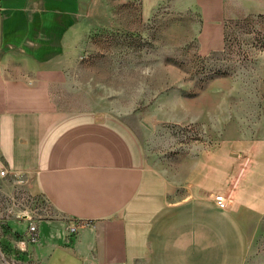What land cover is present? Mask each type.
Instances as JSON below:
<instances>
[{
    "label": "crops",
    "instance_id": "obj_1",
    "mask_svg": "<svg viewBox=\"0 0 264 264\" xmlns=\"http://www.w3.org/2000/svg\"><path fill=\"white\" fill-rule=\"evenodd\" d=\"M251 1L187 2L203 54L224 49L229 5ZM98 8L99 0H0V158L54 213L37 222V244L28 228L18 233V255L37 264H244L247 232L264 216V140L190 156L180 197L178 181L148 166L125 118L60 109L69 50L85 12ZM70 224L77 235L68 236Z\"/></svg>",
    "mask_w": 264,
    "mask_h": 264
},
{
    "label": "rangeland",
    "instance_id": "obj_2",
    "mask_svg": "<svg viewBox=\"0 0 264 264\" xmlns=\"http://www.w3.org/2000/svg\"><path fill=\"white\" fill-rule=\"evenodd\" d=\"M188 1L99 0L84 14L58 98L62 111L129 121L148 166L178 181L180 197L190 156L264 140V0L229 5L225 47L209 54ZM52 215L26 182L0 177V264H37L18 255V233ZM247 233L244 264H264V216Z\"/></svg>",
    "mask_w": 264,
    "mask_h": 264
},
{
    "label": "built area",
    "instance_id": "obj_3",
    "mask_svg": "<svg viewBox=\"0 0 264 264\" xmlns=\"http://www.w3.org/2000/svg\"><path fill=\"white\" fill-rule=\"evenodd\" d=\"M9 172L5 166V164L2 162L0 158V177H6L8 176ZM217 205L219 208L224 209L226 206V202L224 199H217ZM87 223L82 224L81 226H86ZM80 225L79 224H70L67 227V234L68 236L71 235H77ZM28 242L32 244H37L39 242V235H38V225L37 222H30L28 227Z\"/></svg>",
    "mask_w": 264,
    "mask_h": 264
},
{
    "label": "trees",
    "instance_id": "obj_4",
    "mask_svg": "<svg viewBox=\"0 0 264 264\" xmlns=\"http://www.w3.org/2000/svg\"><path fill=\"white\" fill-rule=\"evenodd\" d=\"M6 246L4 247V250H5Z\"/></svg>",
    "mask_w": 264,
    "mask_h": 264
}]
</instances>
